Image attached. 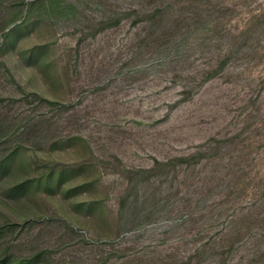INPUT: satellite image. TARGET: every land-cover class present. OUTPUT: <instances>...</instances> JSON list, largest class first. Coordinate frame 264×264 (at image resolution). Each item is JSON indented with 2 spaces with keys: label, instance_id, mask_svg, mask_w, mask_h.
<instances>
[{
  "label": "rangeland",
  "instance_id": "374dc122",
  "mask_svg": "<svg viewBox=\"0 0 264 264\" xmlns=\"http://www.w3.org/2000/svg\"><path fill=\"white\" fill-rule=\"evenodd\" d=\"M5 264H264V0H0Z\"/></svg>",
  "mask_w": 264,
  "mask_h": 264
},
{
  "label": "trees",
  "instance_id": "16d2710c",
  "mask_svg": "<svg viewBox=\"0 0 264 264\" xmlns=\"http://www.w3.org/2000/svg\"><path fill=\"white\" fill-rule=\"evenodd\" d=\"M7 162H8V159L6 158L5 160H3V161H1L0 162V174L2 173H4L5 171H6V167H7ZM5 262V260L4 259H2V257H0V264H5L4 263Z\"/></svg>",
  "mask_w": 264,
  "mask_h": 264
}]
</instances>
